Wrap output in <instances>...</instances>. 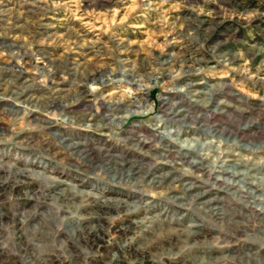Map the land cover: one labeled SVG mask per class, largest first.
<instances>
[{"label": "rangeland", "instance_id": "obj_1", "mask_svg": "<svg viewBox=\"0 0 264 264\" xmlns=\"http://www.w3.org/2000/svg\"><path fill=\"white\" fill-rule=\"evenodd\" d=\"M0 264H264V0H0Z\"/></svg>", "mask_w": 264, "mask_h": 264}]
</instances>
